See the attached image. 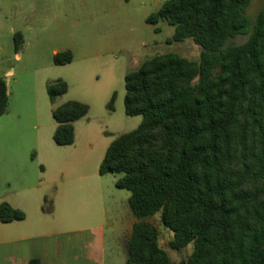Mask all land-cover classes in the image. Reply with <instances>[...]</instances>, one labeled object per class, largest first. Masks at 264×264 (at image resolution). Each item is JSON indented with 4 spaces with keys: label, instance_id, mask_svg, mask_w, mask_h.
Instances as JSON below:
<instances>
[{
    "label": "trees",
    "instance_id": "1",
    "mask_svg": "<svg viewBox=\"0 0 264 264\" xmlns=\"http://www.w3.org/2000/svg\"><path fill=\"white\" fill-rule=\"evenodd\" d=\"M251 1L168 0L147 19L167 21L173 41L190 37L202 51L198 61L157 55L125 76V111L143 120L109 145L99 173L122 174L116 186L131 192L126 264H173L149 221L158 212L174 232L171 248L194 243L185 264H264V8L252 24ZM238 35L248 38L229 43ZM72 59L55 54L56 64ZM67 91L62 80L48 85L52 101ZM7 106L0 79V115ZM88 111L76 100L55 108V143L73 144L74 122ZM23 219L0 204L3 223Z\"/></svg>",
    "mask_w": 264,
    "mask_h": 264
},
{
    "label": "rangeland",
    "instance_id": "2",
    "mask_svg": "<svg viewBox=\"0 0 264 264\" xmlns=\"http://www.w3.org/2000/svg\"><path fill=\"white\" fill-rule=\"evenodd\" d=\"M166 1L0 0V79L8 87L7 110L0 115L1 190L9 195L24 192L22 175L52 220L61 216L64 188L73 192V208L77 202L85 208L87 225L103 212L110 223L106 264H126L134 218L131 192L116 186L122 174L99 173L109 145L143 120L125 111V76L157 55L177 53L198 61L202 51L190 37L173 41L175 26L167 21L147 22ZM263 8L264 0L251 1L245 13L252 24ZM247 38L238 35L229 43ZM65 51L72 53V61L56 64L55 54ZM58 80L68 84V91L52 101L48 85ZM70 100L88 104L89 111L74 122L75 142L58 145L53 110ZM8 178L11 185L5 183ZM149 221L158 228L173 264H185L194 243L173 249L174 232L164 226L160 212Z\"/></svg>",
    "mask_w": 264,
    "mask_h": 264
},
{
    "label": "crops",
    "instance_id": "3",
    "mask_svg": "<svg viewBox=\"0 0 264 264\" xmlns=\"http://www.w3.org/2000/svg\"><path fill=\"white\" fill-rule=\"evenodd\" d=\"M9 181L10 178L5 183L11 185ZM19 182L26 190L16 195L2 191L0 185V204L8 202L25 213L23 220L8 223L0 220V264H29L34 258L41 264H106L105 231L110 223L103 212L87 225L85 208L78 202V208H73V192L64 188L60 195V204L64 206L61 216L52 220L41 208L38 194L32 191L27 177L21 175ZM135 221L134 217L132 229ZM131 233L132 230L128 238Z\"/></svg>",
    "mask_w": 264,
    "mask_h": 264
},
{
    "label": "water",
    "instance_id": "4",
    "mask_svg": "<svg viewBox=\"0 0 264 264\" xmlns=\"http://www.w3.org/2000/svg\"><path fill=\"white\" fill-rule=\"evenodd\" d=\"M118 136H119V135H118ZM118 136H117V137H118Z\"/></svg>",
    "mask_w": 264,
    "mask_h": 264
}]
</instances>
